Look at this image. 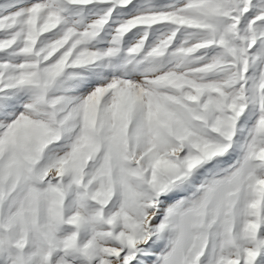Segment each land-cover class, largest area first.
Instances as JSON below:
<instances>
[{
  "label": "snow or ice",
  "instance_id": "1",
  "mask_svg": "<svg viewBox=\"0 0 264 264\" xmlns=\"http://www.w3.org/2000/svg\"><path fill=\"white\" fill-rule=\"evenodd\" d=\"M0 264H264V0H0Z\"/></svg>",
  "mask_w": 264,
  "mask_h": 264
}]
</instances>
